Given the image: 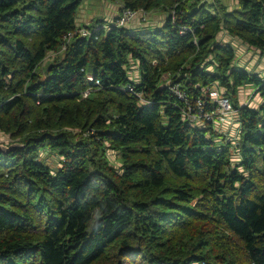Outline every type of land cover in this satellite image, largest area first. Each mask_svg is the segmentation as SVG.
Segmentation results:
<instances>
[{
  "label": "trees",
  "instance_id": "obj_1",
  "mask_svg": "<svg viewBox=\"0 0 264 264\" xmlns=\"http://www.w3.org/2000/svg\"><path fill=\"white\" fill-rule=\"evenodd\" d=\"M116 1L166 17L100 23L42 75L84 0H0V131L23 145L0 151V264H264V77L217 38L263 51L264 0H217L218 13L190 0ZM178 71L192 97L210 83L260 95L258 107H237L238 141L182 118L161 83ZM47 149L58 168L40 161Z\"/></svg>",
  "mask_w": 264,
  "mask_h": 264
},
{
  "label": "rangeland",
  "instance_id": "obj_2",
  "mask_svg": "<svg viewBox=\"0 0 264 264\" xmlns=\"http://www.w3.org/2000/svg\"><path fill=\"white\" fill-rule=\"evenodd\" d=\"M227 1V0H226ZM202 2L211 3V8L214 12H220V3L217 2V0H190L188 4L186 5L188 8H190L191 5L197 4L200 5ZM234 2V1H232ZM228 4V2H226ZM119 2H115L113 0H84L81 8L77 12V18L76 22L78 25H86L87 23L92 22L89 25V29L92 30L96 27V25L102 23L105 25H114V18H118L119 15H117V11L119 9ZM229 5V4H228ZM206 6L210 7L208 4ZM230 7H234V5H231ZM160 10V8H159ZM162 11V10H161ZM161 11H158L157 13H161ZM166 12V11H165ZM121 14V11H120ZM152 14L154 16V12L151 11L147 13V18ZM113 19V21H111ZM115 19V21H116ZM137 19V18H136ZM94 20H96L94 22ZM101 20L102 22H99ZM139 20H141L139 18ZM135 21V20H133ZM132 21V22H133ZM131 22V24H132ZM224 41L226 43H230L233 45V47L236 49V59L238 64L246 69L250 73L260 72L258 74L262 75L264 77V50L260 51L258 49L252 48L245 44L241 39L230 35L226 31H220L218 33L217 38H224ZM221 41V40H220ZM64 51H58V52H51L49 53L44 61L41 63V65L38 67V72L42 75L46 73V69L48 64L56 57L63 55ZM236 62V63H237ZM245 65V66H243ZM230 99L235 108L240 106V104L244 105H256V103L261 99L260 95L255 93L253 91V87L251 85H245L238 89L237 94L233 95L230 94ZM254 107V106H253ZM220 132L223 133L222 138L225 140L228 138L229 140L236 142V140H239V132L241 130V124L238 120V113L232 118V120L223 125L219 126ZM223 129V130H221ZM14 142L12 136L10 134L4 133L3 131H0V143L8 144ZM233 149V150H232ZM232 153H236V149L234 147H231ZM110 152L111 159L113 160V165H116L120 168L121 162L119 155L120 153L116 152ZM40 161L48 164L53 169L58 168L59 166V159L60 156L57 152L53 151L52 149L43 150L39 157ZM234 161H237L238 159H233Z\"/></svg>",
  "mask_w": 264,
  "mask_h": 264
},
{
  "label": "built area",
  "instance_id": "obj_3",
  "mask_svg": "<svg viewBox=\"0 0 264 264\" xmlns=\"http://www.w3.org/2000/svg\"><path fill=\"white\" fill-rule=\"evenodd\" d=\"M149 11L141 9L125 8L121 11L115 23L118 27H127L131 25V22L140 16L141 20L146 21L147 13ZM174 14V11H173ZM182 34L194 33L195 30L192 27L181 26ZM91 31L88 27L77 25L74 30L65 34L61 40L59 51H66L68 46L76 37H89ZM194 42L198 43V37L195 36ZM179 71L176 73L165 72L161 76V83L166 87L180 102L182 118L190 123L204 124L210 123L216 127L223 126L229 123L232 118L238 113L231 102L230 96L218 83H210L204 87L201 94L196 97H192L186 89H184L182 83L179 80ZM130 76V75H129ZM131 79L135 78L130 76ZM90 80H94L93 75H89ZM96 85L100 84L99 80L96 81ZM127 89L131 92L135 91L132 84L127 85ZM90 91L87 90L83 93V97H87ZM136 95L144 100L142 92H136Z\"/></svg>",
  "mask_w": 264,
  "mask_h": 264
},
{
  "label": "crops",
  "instance_id": "obj_4",
  "mask_svg": "<svg viewBox=\"0 0 264 264\" xmlns=\"http://www.w3.org/2000/svg\"><path fill=\"white\" fill-rule=\"evenodd\" d=\"M113 1H115V2H117L116 0H113ZM223 2H225V4L227 5V6H229V8L230 9H234L235 7H239L238 5H237V2L235 1V0H222ZM232 1H234V2H232ZM226 2H228V4L226 3ZM202 3H204V2H202ZM206 4H208L210 7H208V8H211V3H207L206 2ZM231 5H234V7H230ZM159 11V9L158 10H156V11H154V16H152V14L150 15V18H148L146 21H143V20H139V18L141 19V17L140 16H137L134 20L135 21H133L132 22V24L129 26V27H135V28H139V27H141V26H149V25H153V27H156V26H160L161 24H162V21H164L163 19L166 17V12L165 11H161V13H157ZM152 12V11H151ZM153 13V12H152ZM120 14V5H119V9H118V11H117V15H119ZM115 19H116V17L114 18V23H115ZM77 21V20H76ZM111 21H113V19L111 20ZM92 22H90V23H87L86 25L87 26H89L90 24H91ZM78 25V24H77ZM224 38H218L219 40H221V41H224V39H225V37H226V35L225 36H223ZM225 42V41H224ZM232 45V44H231ZM233 46V45H232ZM235 47V46H234ZM236 48V47H235ZM236 50V49H235ZM236 54H237V52H236ZM138 61H134V60H131V63L129 64V68H128V70H129V75L130 76H133L134 78H135V80H138L139 79V76H140V69H139V64L137 63ZM239 63V62H238ZM243 66H245V65H243ZM254 73H260V72H255V71H253ZM261 74V73H260ZM260 103V100L256 103V105H253L254 107H258V104Z\"/></svg>",
  "mask_w": 264,
  "mask_h": 264
},
{
  "label": "water",
  "instance_id": "obj_5",
  "mask_svg": "<svg viewBox=\"0 0 264 264\" xmlns=\"http://www.w3.org/2000/svg\"><path fill=\"white\" fill-rule=\"evenodd\" d=\"M21 146H23V145L20 143H13L11 145H6L3 143H0V151L8 152L9 150H11L13 148L21 147Z\"/></svg>",
  "mask_w": 264,
  "mask_h": 264
}]
</instances>
